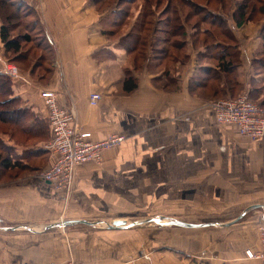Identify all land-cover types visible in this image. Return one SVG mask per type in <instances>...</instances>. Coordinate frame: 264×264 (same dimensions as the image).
<instances>
[{
  "label": "crops",
  "instance_id": "0c3cea01",
  "mask_svg": "<svg viewBox=\"0 0 264 264\" xmlns=\"http://www.w3.org/2000/svg\"><path fill=\"white\" fill-rule=\"evenodd\" d=\"M14 1L23 15L33 16L25 27L29 33L37 32L33 46L44 52L41 55L49 63L38 65L34 59L27 68L21 65L19 74L10 77L8 87L13 106L22 110L15 128L34 140L13 143L11 133L7 140L6 134L0 133L2 142L14 148L28 169L36 167L31 162L39 158H48L47 166L52 163V153L43 147L51 136L41 96L45 90L56 93L59 105L74 112L77 127L89 131L93 140L111 133L125 136L119 146L103 151L100 163L84 162L75 167L66 218L69 222L62 225L64 233L68 234L70 227L95 225L96 221L85 220L92 214L117 213L114 220H124L133 212L127 207H139L141 199L147 205L167 200L172 204L193 200L197 204L200 198L228 203L237 199L239 205L243 201L242 214L259 207L249 208L252 205H261L241 200L239 194L257 184L259 190L264 186V136L250 141L215 125L207 106L214 95L210 90L202 94L197 83L203 80L204 69L219 68L207 61L199 62L202 47L194 49L189 42L184 64L168 62L165 53L157 55L152 49L155 40L160 48L164 37L152 32L145 60L132 65L133 54L129 51L135 38L130 28L136 17L116 35L115 19L110 14L114 6L99 9L94 0ZM228 26L237 41L240 64L231 66L230 83L220 72L221 81L216 87L223 89V95L245 91L252 100L264 103V65H260L264 19L236 26L228 18ZM27 37L28 41H22L32 43L33 37ZM9 51L0 37V73L6 74L4 52ZM129 78L136 82L133 90L125 88ZM93 92L101 97L95 105L89 103ZM24 178L15 183L13 190H0V198L13 199L8 204L0 203V222L29 223L48 218L52 208L61 203L60 193L53 191L50 183L39 177ZM253 222L222 223L225 233L219 245L215 239L193 233L192 227L179 225L155 228V234L148 229V233H137L134 238L132 227L126 224L107 229L93 242H86L84 237L73 253L68 252L67 239L59 230L53 237L48 236L53 231H26L30 235H23L11 246L6 243L3 252L1 243L5 239L0 238V264H61L68 256L86 264H261L245 254L260 247ZM56 227L60 226L51 228Z\"/></svg>",
  "mask_w": 264,
  "mask_h": 264
},
{
  "label": "rangeland",
  "instance_id": "374dc122",
  "mask_svg": "<svg viewBox=\"0 0 264 264\" xmlns=\"http://www.w3.org/2000/svg\"><path fill=\"white\" fill-rule=\"evenodd\" d=\"M13 1V0H11ZM107 1V0H105ZM103 2L101 3V7H104L107 2ZM143 0H136L134 3H129L127 4L128 6H124L122 5L121 7H123L124 10H126V18L123 21L121 27H119V29L117 30L116 35H120L121 32L125 29H127L128 25L131 24V21H133V19L136 17L137 19H140L141 15L143 14L142 11V7L141 3ZM205 1V0H202ZM212 2L209 4L210 7L212 8H217L218 11H221V13L223 12H227L225 9H219L221 6V2H225L226 0H211ZM233 0H227V2L225 4L230 5L231 10L232 8L234 9V3L232 2ZM236 1V0H234ZM153 2V1H152ZM163 3H160V7H158V11H160V15H162L164 13V0H162ZM232 2V3H231ZM231 3V4H230ZM224 4V7H225ZM17 4L13 2H0V13H1V17L5 18L6 21H2L0 22V25H7L10 28V36H16V38H18V36L20 35H28V36H32L33 40L32 43L29 42H24L21 43L20 46V51L19 53H15V52H8L7 54L4 52V56H5V61H6V65H12L17 69V72L19 74V67L22 65L24 68H27L28 65H31V61H33L34 59L38 61V65H48L49 60L47 59H43L42 57V53L44 52H40L38 49H36L33 46V41L37 43V39H35L34 37H38L37 36V32L33 31L31 33H29V30L26 29L25 25H28L29 20L33 19V16L30 15V17H26L25 15L22 14L23 10H19V8L16 6ZM112 5V4H111ZM177 6V4H175ZM163 7V8H162ZM229 8V7H228ZM105 9V8H104ZM223 11V12H222ZM140 12V13H139ZM179 13V12H178ZM224 14V13H223ZM28 15V14H27ZM250 15V14H249ZM254 18L253 21H259L262 19L263 15H261L260 12H254ZM0 17V20H2ZM156 17V16H155ZM154 17V19H155ZM158 17V15H157ZM148 33V32H147ZM149 35V34H148ZM35 39V40H34ZM173 41H177V43L179 44L180 42V38L176 35V37L172 38ZM171 39V40H172ZM148 40L147 39V44H148ZM161 45H165L163 42L161 43ZM162 46V47H163ZM157 47V46H156ZM161 47V46H160ZM146 50H145V57H146V53L148 52V46L146 45ZM161 49V48H160ZM170 50H165V58L167 55V52H169ZM163 52V51H162ZM164 54V52H163ZM166 61L169 62V58L165 59ZM220 79H217V81H215L214 85H217L218 81H221V77H219ZM229 79L230 76H228ZM225 79V78H224ZM226 80V79H225ZM212 83V82H209ZM216 87V86H215ZM204 88H202L201 90H199L200 92H202V94H206L207 92L205 90H203ZM243 93V91L237 93L234 92L233 95H219L217 97H214L212 99H210V101L213 100H217V99H227V98H235L236 96H238L239 94ZM263 99V98H261ZM251 100V99H250ZM254 103H259V101L256 102V100H251ZM209 103V102H208ZM260 106L264 109V105ZM2 108V107H1ZM9 113V112H6ZM8 115V114H6ZM5 115V116H6ZM213 120H214V116H213ZM214 123L217 127H219L215 120ZM19 127H16L11 125L10 126L8 124H4L2 122H0V133L1 135L4 133L6 134L5 139H9L11 138L9 136L10 133H12V140L13 143H15L16 141H18V143L23 142L25 143H30L32 142V138H29V136H24L23 134H21L18 131ZM89 132V131H88ZM228 132V131H227ZM230 133V132H229ZM231 134V133H230ZM38 137H41L42 135L37 134ZM246 139V138H245ZM49 139H47L48 141ZM117 147V146H116ZM114 148V147H112ZM111 149V148H109ZM18 160V159H17ZM101 160H99L98 162L96 161H90L93 163H100ZM32 164H34L36 167H34L33 169H28V168H21L19 169H8L6 171L3 172V174L0 176V190L1 191H10L13 190L16 187V182L19 181L20 179H23L24 177L29 178V176L31 177H40V173L42 172V170H44L46 167H48V158L47 159H38L35 162H31ZM38 166V167H37ZM77 166V165H76ZM75 166V167H76ZM6 180H4V179ZM24 178V179H26ZM38 178V179H39ZM31 180V179H30ZM74 180H75V169L73 170V178H72V184L70 186V188H56L53 185H51L52 187H50L53 191L55 192H59L61 197V203L57 206H55V208L53 207V212L50 214V216L48 218H40L37 220H34L32 222H24L22 223V220L19 221H1L0 222V238L3 237V239H5L4 241H2L1 243V250L2 252L4 251V249L6 248V243L9 244L11 246L10 243H13L14 241H16L17 239H20L23 235H30L28 234L29 232H37L42 234V233H49L51 231H53V234H48L49 237H53L55 236V233L59 230L60 235L65 236V239H67L68 245L67 243H65L67 245V249L69 253H73V250L76 252L77 250V245H79V241H83L85 239H83L84 237L86 238V242H93V239L95 237H101L102 232L106 231L107 229H111L107 227L108 223H111L114 220V216L117 215L112 213V214H108V215H89L88 217H90L89 219H85L87 221H89V223L96 221L97 223L94 225H79L76 227H70L69 229H67V233H64V231L66 230V228H64L63 226L60 227H56V228H51L49 227L51 224L54 223H59V222H64V221H68L66 220L67 218V210H68V206H69V201L74 189ZM33 181V180H31ZM260 185L257 184V186H253V188L251 189L250 187H248V191H246L245 193H240L239 194V198L242 199H246L247 201L250 200V202H252L253 204H262L264 205V186H262L263 188L259 190ZM252 190V191H250ZM199 200V199H198ZM201 201H198L197 204L195 201H190V200H186V201H182V202H177V203H173L170 201H165V202H157V203H151L150 205H147L146 201L144 203V199H141V201H143L141 203V205L139 207L135 206H128L127 208L130 209L129 211H133L130 212L131 215H123L125 217H123L124 221H126V224H128L129 228L133 229V235L134 238L137 236V233H148L150 229V234H155L153 231H156L155 228H167V229H171L173 227H175L172 224H167L164 223L168 220H172V219H178L181 221H185V222H193V223H212L211 225H207V226H202V227H192L190 229H192L193 233H198L199 236H202L203 239H208V240H213L215 239V243H218L219 241H222L223 238V234L225 232H223L222 230V223L225 222H230L231 220L235 222H245L248 223L250 220H253L254 225H255V229H256V235L257 238L259 236V225L260 224H264V207H258L257 209H251L248 211V213H240V207H241V203L243 201H241L240 205L237 204V199L234 200V202H220V200L215 199V198H208V199H203L200 198ZM13 199L12 198H0V203L2 202H6V204L12 202ZM249 202V203H250ZM248 203V204H249ZM147 205V206H144ZM214 207V208H213ZM125 209H119V210H126ZM120 212V211H118ZM123 214H126L125 211L121 212ZM114 214V215H113ZM120 214V213H118ZM242 214V215H240ZM164 217V219H159L160 217ZM103 221V222H102ZM22 223V224H20ZM127 225V226H128ZM47 226V228H45ZM126 226V227H127ZM2 227V228H1ZM18 228V229H16ZM63 229V230H62ZM117 229V228H114ZM183 229V228H181ZM188 230V229H187ZM26 231H29L28 233ZM189 231V230H188ZM39 234V235H40ZM53 235V236H52ZM79 237H81L82 239H80ZM139 237H137L138 239ZM259 240H260V236H259ZM136 239H135V245L136 246ZM65 242V241H64ZM220 243H218L217 245H219ZM86 246H89L86 245ZM66 247V246H65ZM12 247H11V252L12 253ZM89 251H93V245L91 247H89ZM77 258L75 256H68V258H66L65 260H62L60 263L61 264H67V262H71V261H77Z\"/></svg>",
  "mask_w": 264,
  "mask_h": 264
},
{
  "label": "trees",
  "instance_id": "16d2710c",
  "mask_svg": "<svg viewBox=\"0 0 264 264\" xmlns=\"http://www.w3.org/2000/svg\"><path fill=\"white\" fill-rule=\"evenodd\" d=\"M2 1L7 3L12 2L11 0H0V2ZM102 1L104 2L105 0H94L96 7L104 10V8L107 9L114 6L110 14L115 19L113 27L118 30L127 16L126 10L121 6H128L127 4L134 3L136 0H107L105 1L107 4L101 7ZM211 2V0H164V13L160 15L158 7H160V3H163L162 0H143L140 6L142 7L143 14L140 19L135 18L130 28V30L134 31L131 37L135 38V45L131 46L132 48L129 51L133 54L132 65H136L137 60V65H140L142 60H145V47L147 39L152 32L162 35L165 41L163 42L165 45L163 47L161 45L160 49L156 47L159 43L155 40V44H152L155 54L159 55L162 51L166 53L165 50H170L167 52L166 58H169L170 61L172 60V63L173 61H179L181 64H184L188 59L186 47L190 42L194 49L203 48V55L199 59V62L207 61L219 68L204 69V78L197 83V86L204 88L203 90L205 91L210 90L214 95L213 97L223 95V89L215 87L217 85H214V82L219 79L220 72H223L224 78L227 76V83H230L228 76L231 79L233 78L231 76L233 69L231 66L240 64L237 41L235 40L234 33L228 26V18H231L236 26L253 21L254 12H260L263 15L262 19H264V0H233L234 9L232 8V10L230 5L225 4L227 0L223 1L220 4L223 7L219 9H225L227 12L222 11L224 14L218 11L217 8H211L209 5ZM176 35L180 38L179 44L172 39ZM0 37L5 43L6 49L12 50L15 53L20 50V44L24 43L22 40L28 41L29 38L27 35H22L19 39L11 37L10 28L7 25L1 26ZM260 38L263 44L261 53L263 58L260 65H264V26L262 27ZM126 81L125 88L127 90L136 88L135 81H132L130 78ZM10 84V77L7 74L0 73V122L9 126L10 124L16 126V121L22 110L13 106L14 100L8 97V87ZM206 86L208 89H205ZM231 89L232 87L228 86V90ZM258 104L264 105V103L260 102ZM19 158L14 148L5 145L0 139V176L8 169H16L18 167L21 169L25 167Z\"/></svg>",
  "mask_w": 264,
  "mask_h": 264
},
{
  "label": "built area",
  "instance_id": "2783aa9c",
  "mask_svg": "<svg viewBox=\"0 0 264 264\" xmlns=\"http://www.w3.org/2000/svg\"><path fill=\"white\" fill-rule=\"evenodd\" d=\"M9 77L18 75L17 69L6 65ZM47 110V121L50 128V139L43 147L53 155L52 163L42 170L43 181L58 188H70L73 170L79 163L101 159L103 151L119 146L125 139L120 133H111L103 139L93 140L91 133L81 131L75 122L72 110L59 105L53 91L41 92ZM99 93L89 95V103L95 105L100 100ZM208 108L216 124L237 137L257 141L264 136V109L250 100L247 92L235 98L209 101ZM260 247L257 251L246 250V257L257 259L264 264V224L259 225ZM67 264H86L82 261H71Z\"/></svg>",
  "mask_w": 264,
  "mask_h": 264
},
{
  "label": "water",
  "instance_id": "95a60500",
  "mask_svg": "<svg viewBox=\"0 0 264 264\" xmlns=\"http://www.w3.org/2000/svg\"><path fill=\"white\" fill-rule=\"evenodd\" d=\"M257 206L264 207V205L261 204V205H252L249 208H253V207H257ZM159 219L160 220L161 219H164V217H160ZM68 222L69 221L54 223V224H51L49 227H52V226H62L64 224H67ZM164 223L172 224V225H179V226H184V227H200V226L207 225V223H191V222H185V221H180V220H175V219L168 220V221H166ZM124 225H126V222L124 220H122V219H115L111 223H108L107 224V227L108 228H117V227H122ZM45 228H47V226Z\"/></svg>",
  "mask_w": 264,
  "mask_h": 264
},
{
  "label": "bare ground",
  "instance_id": "6f19581e",
  "mask_svg": "<svg viewBox=\"0 0 264 264\" xmlns=\"http://www.w3.org/2000/svg\"><path fill=\"white\" fill-rule=\"evenodd\" d=\"M205 226V225H204Z\"/></svg>",
  "mask_w": 264,
  "mask_h": 264
}]
</instances>
